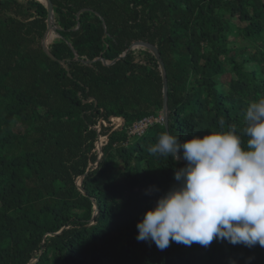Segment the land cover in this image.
<instances>
[{"label":"trees","instance_id":"16d2710c","mask_svg":"<svg viewBox=\"0 0 264 264\" xmlns=\"http://www.w3.org/2000/svg\"><path fill=\"white\" fill-rule=\"evenodd\" d=\"M47 1L49 38L45 3L0 0V264H264L259 245L138 241L185 161L149 153L165 122L129 133L162 115L164 71L170 134L241 129L264 96V0Z\"/></svg>","mask_w":264,"mask_h":264},{"label":"clouds","instance_id":"9594fccd","mask_svg":"<svg viewBox=\"0 0 264 264\" xmlns=\"http://www.w3.org/2000/svg\"><path fill=\"white\" fill-rule=\"evenodd\" d=\"M149 153L185 164L137 222L138 241L160 250L214 240L264 247V96L248 103L241 129L221 121L183 140L165 131Z\"/></svg>","mask_w":264,"mask_h":264},{"label":"water","instance_id":"95a60500","mask_svg":"<svg viewBox=\"0 0 264 264\" xmlns=\"http://www.w3.org/2000/svg\"><path fill=\"white\" fill-rule=\"evenodd\" d=\"M41 2L45 3L49 9H50V14H51V22H50V25H49V29H48V38L50 37V35L52 34L51 33V23L53 22V17H54V11H53V8L52 6L49 4V2L47 0H40ZM141 45V43H135L133 45H131L124 53H126L128 50L134 48V47H137ZM146 46H148L149 48H151L153 51H155L157 53V55L159 56L160 54L156 51L155 47L152 46L151 44H148L146 43L145 44ZM123 53V54H124ZM122 54V55H123ZM122 55H120L118 57V60L122 57ZM164 109H163V112H162V115H163V118H164V122L166 124V127H167V132L168 131V123H169V107H168V80H167V76H166V73L164 71Z\"/></svg>","mask_w":264,"mask_h":264},{"label":"built area","instance_id":"2783aa9c","mask_svg":"<svg viewBox=\"0 0 264 264\" xmlns=\"http://www.w3.org/2000/svg\"><path fill=\"white\" fill-rule=\"evenodd\" d=\"M154 122H164L163 115H160L158 118L148 117L144 118L143 120L135 123L131 128L129 133L130 134H142L145 129Z\"/></svg>","mask_w":264,"mask_h":264},{"label":"rangeland","instance_id":"374dc122","mask_svg":"<svg viewBox=\"0 0 264 264\" xmlns=\"http://www.w3.org/2000/svg\"><path fill=\"white\" fill-rule=\"evenodd\" d=\"M232 21L239 27H243L246 25L245 22H242L239 20L238 17H235L232 19ZM231 40H234L232 43V47H236V48H242V47H245V46H250L249 42H246V41H243L242 39L240 38H234V37H230ZM250 52H254L255 48L254 47H251L250 48ZM247 68L251 69L253 67L252 64H249V65H246ZM228 78V77H227Z\"/></svg>","mask_w":264,"mask_h":264}]
</instances>
